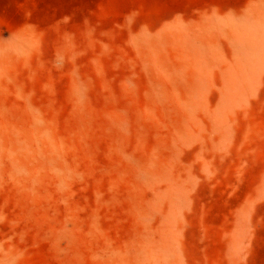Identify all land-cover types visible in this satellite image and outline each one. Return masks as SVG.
Returning a JSON list of instances; mask_svg holds the SVG:
<instances>
[{"label":"rangeland","instance_id":"374dc122","mask_svg":"<svg viewBox=\"0 0 264 264\" xmlns=\"http://www.w3.org/2000/svg\"><path fill=\"white\" fill-rule=\"evenodd\" d=\"M0 264H264V0H0Z\"/></svg>","mask_w":264,"mask_h":264}]
</instances>
